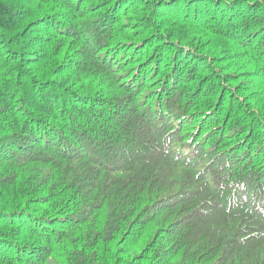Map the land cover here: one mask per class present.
<instances>
[{
  "label": "trees",
  "instance_id": "trees-1",
  "mask_svg": "<svg viewBox=\"0 0 264 264\" xmlns=\"http://www.w3.org/2000/svg\"><path fill=\"white\" fill-rule=\"evenodd\" d=\"M0 264H264V0H0Z\"/></svg>",
  "mask_w": 264,
  "mask_h": 264
}]
</instances>
